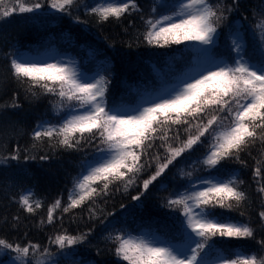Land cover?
I'll use <instances>...</instances> for the list:
<instances>
[{"label": "snow or ice", "instance_id": "1", "mask_svg": "<svg viewBox=\"0 0 264 264\" xmlns=\"http://www.w3.org/2000/svg\"><path fill=\"white\" fill-rule=\"evenodd\" d=\"M46 3L49 9L68 15L78 6V0H46ZM44 6L40 0H0V19L36 13ZM161 7L172 9L171 13L156 15L157 8L153 6L151 14L142 17L143 41L158 48L195 44L190 49L195 55L191 67L174 87L165 88L160 95L144 98L134 106L109 105L107 77L99 74L90 77L71 62L26 58L23 54L6 57L11 78L26 84L33 97H55L52 110L59 120L36 125L32 133L33 148L37 143L47 142L53 148L75 151L91 146L95 152L92 159L81 163L67 203L57 198L48 206L46 220L41 219L40 223L51 225L85 205H89L92 219L96 217L92 206L97 199L108 196L111 188L119 184L127 190L139 181L142 190L132 200L140 201L178 158L204 147L205 153L193 164H199L208 176L193 181V173L181 169L180 175L189 178V186L170 196L165 205L182 213L178 234L183 242L173 244L148 233L133 235L120 231L106 237L114 246V255L121 264H264V239H256V228L251 222H235L215 211L240 210V215H245L242 209L249 197L240 187L244 181L235 174H229L227 179L212 174L213 170L220 173L218 166L224 161L246 166L241 153L259 141L262 159L256 161L253 176L264 179V2L260 5L259 18L248 26L253 35L259 36L250 52L246 50L244 26L234 30L230 26L229 51L234 53L231 63L217 59L213 48L218 29L228 15L239 11L240 0H231L226 7L214 5L211 0H177ZM86 10L102 23L110 19L119 21L125 15L140 12L141 8L137 0H98ZM253 15L256 17L255 11ZM5 107H20L15 94L11 104L0 105V109ZM161 148L163 153L159 151ZM20 158L17 146L11 154H0V164ZM24 159L36 157L26 155ZM39 159L47 161L49 156L42 155ZM153 168L146 179H141ZM260 179L257 192L264 209V184ZM34 195L31 189H26L16 200L31 215L43 206ZM258 215L259 226L264 229V210ZM13 220L15 228L19 217L14 216ZM91 233L92 229L79 235L63 230L49 237V241L61 255H66L65 249L84 244ZM224 239L254 240L258 251L224 255L216 250L218 240ZM5 250L15 255L9 256L8 261L0 260V264H58L47 246L41 248L31 241L13 243L0 237V252ZM213 252L216 255L210 260Z\"/></svg>", "mask_w": 264, "mask_h": 264}, {"label": "trees", "instance_id": "2", "mask_svg": "<svg viewBox=\"0 0 264 264\" xmlns=\"http://www.w3.org/2000/svg\"><path fill=\"white\" fill-rule=\"evenodd\" d=\"M40 2L45 6L36 13L15 14L7 19H0V105L11 104L14 94L20 105L17 108L0 109V154H11L18 146L21 157L18 161L9 160L7 164H0V237L13 243L31 241L41 248L47 246L56 255L60 251L50 243L49 237L63 230L79 235L92 229L84 244L65 249L64 252H72L80 261L92 264H121L114 255L113 244L106 237L110 233L114 235L120 231L125 232L128 228L131 231L153 228L157 233L169 235L174 228L166 230L174 221L176 210L165 206L166 201L190 183L187 176L180 175L181 169L192 172V180L208 176V172L200 170L199 164H193L203 156L206 149L197 147L192 153H185L178 158L150 186L140 201L132 200L142 190L139 181L127 190L119 184L111 188L108 196L97 199L92 206L98 218L90 219L89 205H85L64 214L51 225H41V219L46 220L48 206L57 198L62 203H67L68 192L73 187L74 178L80 173L81 163L92 159L95 152L91 146L75 151L53 148L47 142L37 143L33 148L32 133L36 125L41 121L57 123L59 120L52 110L51 102L55 97H33L26 84H20L11 78L6 57L24 52L38 53L46 49L74 55L85 71L99 70L110 81L106 94L109 105L134 106L142 99L154 97L178 82L191 67L195 53L190 49L195 46L189 44L187 50L184 44L158 48L147 45L142 39L145 31L142 17L147 18L153 6L157 8L156 15L171 11L170 8L161 7V4H174L175 0H137L140 12L125 15L119 21L110 19L102 23H98L97 17L86 10L98 0H78V6L71 9V15L49 9L46 0ZM211 2L221 7L231 4V0ZM262 2L264 0H240L239 11L228 15L227 21L218 29V43L213 48L216 57H223L231 63L234 53L229 51L230 26L233 30L244 26L247 51L250 52L258 43L259 36L253 35L248 26L254 25L259 18ZM254 11L256 17L253 15ZM164 75L166 79L162 77ZM33 91L39 92L38 89ZM159 151L163 153L162 148ZM26 155L35 156L36 159L25 160ZM42 155H48L49 159L41 161L39 157ZM241 159L246 162V166L231 160L224 161L218 166L220 173L213 170L212 174L222 177L235 174L244 181L240 187L249 197L242 209L245 215L241 216L240 210L215 211L231 220L250 221L256 228V239H264V229L259 226L258 215L264 210L257 192V180L260 178L253 176L256 161L262 159L259 141L248 151L242 152ZM152 171L154 168L143 174L141 179H146ZM260 183L264 184V179H260ZM26 189H31L35 194L34 198L42 201L43 206L35 215L25 212L16 202ZM56 215L59 216V212ZM14 216L19 217L15 228ZM216 246L228 255L242 250L249 253L258 251L254 240L224 239L218 240Z\"/></svg>", "mask_w": 264, "mask_h": 264}, {"label": "rangeland", "instance_id": "3", "mask_svg": "<svg viewBox=\"0 0 264 264\" xmlns=\"http://www.w3.org/2000/svg\"><path fill=\"white\" fill-rule=\"evenodd\" d=\"M171 12L170 11H168V12H165L163 15H167V14H170ZM246 39V38H245ZM218 43V38H217V42H216V44ZM246 44H247V42H246ZM185 45V44H184ZM195 47L197 46V45H195V44H193ZM187 47H188V45H185V48H186V50H187ZM26 58H35V59H41V60H50V59H52V58H55V59H61V60H64V61H66V62H71L72 64H74L76 67H77V69L80 71V72H82V73H85V74H87L88 76H95V75H97V74H99V75H102V72L101 71H99L98 70V72H96V73H90V72H87V71H85L84 70V67L82 66V64H81V62L79 61V59L78 58H76L75 56H73V55H71V54H63V53H59V52H53V53H51V54H49V55H44V56H39V57H26ZM217 59H225V58H223V57H216ZM164 79H166L167 77H165V75L164 76H162ZM149 97V96H148ZM147 98V97H146ZM130 106H132V105H130ZM222 178H224V179H227L228 177H222ZM180 215H181V212L180 211H178L177 210V213H176V216L174 217V221L173 222H171L170 224H169V227H168V229L166 230V231H168L170 228H174L173 230H172V233H173V235L174 236H177L178 235V231H177V229H178V226H179V222H180ZM152 231H155V230H153L152 229ZM125 232H130V233H132L133 235H144L145 233H148V234H151V233H149V232H147V230L145 229V230H140L139 231V233H137V232H133V231H131V230H129V228L125 231ZM151 235H154L155 237H157L158 238V240L159 241H164V242H171V243H173V244H179V243H182L183 242V239L181 240V241H178V240H173V239H171L170 237H163V236H161V235H159V234H151ZM9 252H7L6 250L5 251H3V252H0V260H3V261H8V258H9V256H14V254H12V253H9ZM66 253V255H61V254H56L55 255V259L58 261V264H82V263H80V262H78V261H75L74 259H75V257L72 255V252H68V251H66L65 252ZM215 255L216 254H214V256L213 257H211V255L209 256V259L210 260H212V259H214V257H215ZM234 258V257H233Z\"/></svg>", "mask_w": 264, "mask_h": 264}]
</instances>
